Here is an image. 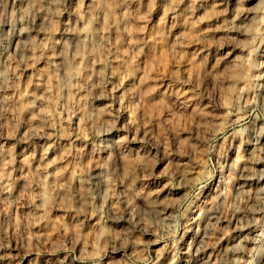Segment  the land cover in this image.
Returning <instances> with one entry per match:
<instances>
[{"label": "rangeland", "instance_id": "1", "mask_svg": "<svg viewBox=\"0 0 264 264\" xmlns=\"http://www.w3.org/2000/svg\"><path fill=\"white\" fill-rule=\"evenodd\" d=\"M223 4L0 0V264H264V0Z\"/></svg>", "mask_w": 264, "mask_h": 264}, {"label": "bare ground", "instance_id": "2", "mask_svg": "<svg viewBox=\"0 0 264 264\" xmlns=\"http://www.w3.org/2000/svg\"><path fill=\"white\" fill-rule=\"evenodd\" d=\"M203 1H208V0H196V4L197 5H199L200 3H202ZM214 1V5H215V10L216 11H220V7L222 6V5H224L223 4V0H213ZM252 1H254V0H251V2ZM248 11H243L242 13H239L237 16H235L233 19H234V22H233V26H234V28H235V31H238V32H240V29L238 30V28H240L241 26H243V22H244V19H246L247 18V16H248ZM4 23H6V21L4 22ZM103 31V30H102ZM102 31L100 32L101 34H102ZM68 34H70V35H72L73 37L75 36V37H78V34L77 35H75V34H73L72 32H67ZM96 39H97V37H98V35L97 34H94L93 35ZM71 44V43H70ZM3 51V50H2ZM62 57V56H61ZM64 60V59H63ZM254 129H255V127H254ZM259 130V129H258ZM256 131V130H255ZM253 132V131H252ZM257 132H260V131H257ZM264 133V132H263ZM31 134H32V132H31ZM30 134V135H31ZM26 136V135H25ZM262 143H264V134H262V133H257L256 135H254L253 136V140H252V142H250V145L248 146V150H249V154L250 155H252V151L256 148V147H258V145H261ZM262 146V145H261ZM251 163L253 164V166H255V168H256V170H262V167H263V165H264V161H262L261 160V158L259 157V158H252V161H251ZM101 180V176H100V174H94V176H92V178L90 179V180H88V182H89V184L91 183V184H93V183H96V182H98V181H100ZM264 180V179H263ZM259 181V178L257 179L256 178V176H254V174H251V173H249V172H243V173H241V175H240V188H244V187H246L247 185L249 186V185H251V184H253V183H257ZM160 214H161V216H163L164 214H165V210H162V211H160L159 212ZM208 213H209V211H208ZM167 214V213H166ZM210 214V213H209ZM197 230V229H196ZM192 233H195V235L197 234V232L196 231H192ZM193 235V234H192ZM197 237H199L200 235H199V233L196 235ZM193 241H195V240H193ZM235 242V241H234ZM238 242V241H237ZM197 243L198 242H196L195 244H193L192 246H190V247H188V250H190V248H192V249H197L196 247H198V246H196L197 245ZM235 245V248H236V244H234ZM233 245V246H234ZM238 245V244H237ZM240 245V244H239ZM202 253V252H201ZM194 263L195 264H201V261H202V259H203V257H202V255H198L196 258L194 257ZM204 261V260H203Z\"/></svg>", "mask_w": 264, "mask_h": 264}]
</instances>
